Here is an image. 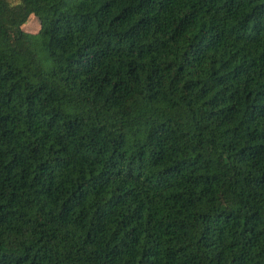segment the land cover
Masks as SVG:
<instances>
[{"label":"trees","instance_id":"obj_1","mask_svg":"<svg viewBox=\"0 0 264 264\" xmlns=\"http://www.w3.org/2000/svg\"><path fill=\"white\" fill-rule=\"evenodd\" d=\"M0 264H264V0H0Z\"/></svg>","mask_w":264,"mask_h":264},{"label":"rangeland","instance_id":"obj_2","mask_svg":"<svg viewBox=\"0 0 264 264\" xmlns=\"http://www.w3.org/2000/svg\"><path fill=\"white\" fill-rule=\"evenodd\" d=\"M40 28H41V23L34 16H31L30 19L23 25V29L26 32H30V33H38Z\"/></svg>","mask_w":264,"mask_h":264}]
</instances>
